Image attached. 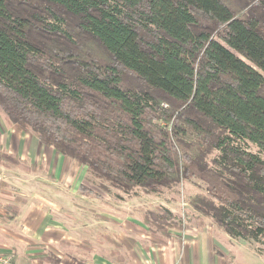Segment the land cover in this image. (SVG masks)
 I'll list each match as a JSON object with an SVG mask.
<instances>
[{"label": "trees", "instance_id": "1", "mask_svg": "<svg viewBox=\"0 0 264 264\" xmlns=\"http://www.w3.org/2000/svg\"><path fill=\"white\" fill-rule=\"evenodd\" d=\"M0 111L101 187L196 177L199 212L264 236V0H0Z\"/></svg>", "mask_w": 264, "mask_h": 264}, {"label": "crops", "instance_id": "2", "mask_svg": "<svg viewBox=\"0 0 264 264\" xmlns=\"http://www.w3.org/2000/svg\"><path fill=\"white\" fill-rule=\"evenodd\" d=\"M0 147L34 170L30 176L14 175L15 189L10 187L8 169L3 172L0 167V255L12 253L22 264H222L225 260L216 239L219 230L210 226L194 236L188 231H168L166 236L150 231L145 211L161 205L175 214L172 202H154L144 193L143 198L116 197L118 203L106 193L95 195L86 188L85 167L43 146L7 118L0 120Z\"/></svg>", "mask_w": 264, "mask_h": 264}, {"label": "rangeland", "instance_id": "3", "mask_svg": "<svg viewBox=\"0 0 264 264\" xmlns=\"http://www.w3.org/2000/svg\"><path fill=\"white\" fill-rule=\"evenodd\" d=\"M222 27L218 28L216 32L213 33V38H218V33L221 31ZM163 109L167 110L169 107L167 104L163 103L161 106ZM7 117H5V114L0 111V120H3ZM8 119V118H7ZM10 122V121H9ZM158 125H162L163 128L169 127L167 123L160 122ZM247 151L251 153H258L257 149L250 144L246 145ZM0 156L2 158V162L5 164V166L0 164L1 170L5 172L4 170L8 169V173L10 177V187H12L14 184L13 177L17 174H23V175H31L32 172H34L31 168H26L25 166L21 165L20 163H14L11 158L8 157V159H4L3 151H0ZM7 156V155H6ZM217 156V152L213 151L207 154L206 156V162L208 166H212V160ZM20 176V175H19ZM86 188L89 189V191H94V194H100L106 193V196L108 198L111 197V202L118 203L116 197H126V195H129L130 197H134L136 195H139V198L143 195V190L136 188L133 189L129 193H122L116 189H113L111 187H108L106 183H104L103 187L100 185V181L95 180L90 175H87V183ZM14 187V186H13ZM15 188V187H14ZM156 193L146 194L149 195L148 197L144 198H150L151 196L154 197V202H162L163 199H167L168 202H172L173 205H171V208L174 209L176 212L175 214L170 213L168 215L165 213V211L170 212L166 207H163L161 205H158L154 207V209H151L150 211H145L146 215V221L148 222V226L151 229L150 231L160 232L163 236L168 235V231L172 232H180L184 233L185 231H188L193 236V233H196L197 231H202V228L210 227L213 230L214 228L219 230V233L217 234V240L220 242V244L223 247L224 257L225 260L221 261L222 264H264V236L259 238L257 241H244L240 239H232L229 236H227L221 229H219L211 219H209L207 216H205V213L199 212L195 207V198L199 197L201 199L208 200V194L205 188V185L200 179L196 177H192L188 180H181L179 183L174 185L172 188H160L157 187ZM16 189V188H15ZM100 190V191H99ZM89 191H86L88 193ZM90 193V192H89ZM95 194V195H96ZM210 199V198H209ZM147 202V201H146ZM145 202V203H146ZM144 204L147 208V204ZM142 204V203H141ZM151 206V205H150ZM199 208H202L200 205ZM153 207V206H151ZM170 207V206H169ZM162 213V219L160 220V225H162V229L159 230L157 227L152 226L149 223H152L154 221V215ZM150 214V215H149ZM153 214V215H152ZM153 220V221H152ZM214 225V226H213ZM147 227V226H146ZM216 232V231H215ZM213 235V233H212ZM175 236V235H174ZM216 237V236H215Z\"/></svg>", "mask_w": 264, "mask_h": 264}, {"label": "built area", "instance_id": "4", "mask_svg": "<svg viewBox=\"0 0 264 264\" xmlns=\"http://www.w3.org/2000/svg\"><path fill=\"white\" fill-rule=\"evenodd\" d=\"M0 264H22V263L18 262L12 253H9L5 255H0Z\"/></svg>", "mask_w": 264, "mask_h": 264}]
</instances>
